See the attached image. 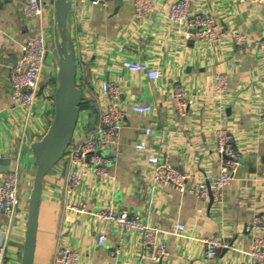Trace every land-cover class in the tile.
Listing matches in <instances>:
<instances>
[{
    "label": "crops",
    "instance_id": "crops-1",
    "mask_svg": "<svg viewBox=\"0 0 264 264\" xmlns=\"http://www.w3.org/2000/svg\"><path fill=\"white\" fill-rule=\"evenodd\" d=\"M24 1L0 0V157L11 160L10 168H19L21 197L7 234L6 216L0 214V243L6 242L7 248L4 264L22 262L36 171L32 146L47 133L55 114L59 57L54 0H47L43 16L32 20L23 14ZM70 1L68 29L81 102L73 141L44 179L33 264H55L61 245L79 251L77 264H264L247 253L253 217L264 212V51L253 43L240 51L230 38L201 41L194 29L188 30L191 36L186 38L183 27L167 18L174 0H153V11L142 18L133 14L134 0H123L121 5L113 0L84 5ZM191 10L213 12L225 30L264 37V3L191 0ZM40 31L47 34L48 53L36 107L27 116L12 104L9 69L26 39ZM127 58L158 68L161 76L155 80L130 72L122 64ZM219 73L228 81V92L220 96L215 92ZM103 80L120 86L126 110L116 143L108 151L115 163L105 177L79 169L81 183L70 190L68 178L75 169L70 150L100 125L107 101L100 91ZM178 84L186 91L182 110L171 99ZM139 103L150 105V111H133ZM147 127L152 128L150 135L145 133ZM219 129L233 134L243 157L223 199H203L152 182L147 160L152 154L168 160L178 172L190 174L192 182L216 176L221 164ZM140 142H146L145 151L136 149ZM4 173L0 172V179ZM104 207L125 209L169 231L167 256L154 261L142 247L140 232L105 225L90 213ZM178 222L186 225L185 236L174 234ZM102 233L105 242L100 245ZM212 237L222 238L232 248H219L216 257L207 260L202 239Z\"/></svg>",
    "mask_w": 264,
    "mask_h": 264
},
{
    "label": "built area",
    "instance_id": "built-area-1",
    "mask_svg": "<svg viewBox=\"0 0 264 264\" xmlns=\"http://www.w3.org/2000/svg\"><path fill=\"white\" fill-rule=\"evenodd\" d=\"M76 1L78 4L84 5L88 1L107 3L108 0ZM237 1L253 4L264 3V0ZM46 4H48L47 0H25L22 7L25 18L28 20L41 18ZM153 8V0H134L133 14L136 18H142L149 15ZM167 18L169 21L183 27L186 38L191 36L188 30L194 29L196 38L201 41L218 42L230 38L235 45H238L240 51L247 47L246 45L249 43H253L259 50L264 51V37L255 39L245 32L223 29L213 12L191 10V0L172 1L168 6ZM47 41L49 40H47V34L44 31H40L35 36L26 39L22 45L21 54L9 69L12 104L21 108L27 116L33 114L39 96L40 84L43 78L42 71L48 53ZM122 64L130 72L144 73L149 79L156 80L161 76V71L158 68L152 67L146 62L127 58L123 60ZM215 82V92L219 96L225 95L228 92L226 75L217 74ZM100 91L107 101L101 113L99 127L70 150L69 158L75 167L68 178L70 190H76L81 183L79 169L98 177H105L110 175L109 168L115 163V159L109 155L108 151L116 143L119 127L123 123L126 110L121 105V89L115 81H101ZM185 95V87L182 84L176 85L171 99H173V104L179 110H182ZM132 109L138 113H146L150 111L151 107L139 103L133 105ZM262 117L264 118V112ZM145 133L150 135L152 128L147 127ZM217 138L221 164L219 173L216 176L211 179H196L192 182L190 181V174L178 172L168 160L162 159L158 154H152L147 157L151 166L152 182L159 184V186L173 185L182 193L190 192L203 199L211 198L217 201L223 199L226 187L230 185L243 165V157L235 146V138L231 132L219 129ZM135 146L139 151L147 149L146 142L137 143ZM19 172L18 167L11 168L0 179V214L3 213L6 216V234L9 232L21 205ZM69 207L79 210L73 206ZM90 213L105 225L111 224L120 229L140 232L142 247L154 261L160 262L167 256L168 247L165 236L170 232L162 227L144 222L139 215L130 214L125 209L115 210L104 207V209L91 211ZM175 229V235L185 236L186 225L184 223H176ZM250 229L253 237L251 248L247 253L255 261H264V212L253 217ZM98 241L100 245L105 242L103 233L99 235ZM202 242L207 248L205 250L207 260L215 258L219 248H232L228 242L219 237L205 238L202 239ZM6 251V242L0 243V264L6 262ZM79 259V251L61 245L55 256V264H77Z\"/></svg>",
    "mask_w": 264,
    "mask_h": 264
},
{
    "label": "water",
    "instance_id": "water-1",
    "mask_svg": "<svg viewBox=\"0 0 264 264\" xmlns=\"http://www.w3.org/2000/svg\"><path fill=\"white\" fill-rule=\"evenodd\" d=\"M110 1V0H109ZM122 4L123 0H113ZM70 0H54L55 47L58 53L57 86L54 92V118L47 133L32 146L36 164L29 207L21 264H33L39 209L44 179L73 141L78 121L81 90L76 82L77 66L74 45L69 34ZM11 160L0 157V172H7Z\"/></svg>",
    "mask_w": 264,
    "mask_h": 264
}]
</instances>
